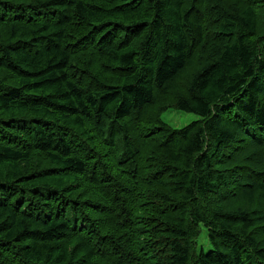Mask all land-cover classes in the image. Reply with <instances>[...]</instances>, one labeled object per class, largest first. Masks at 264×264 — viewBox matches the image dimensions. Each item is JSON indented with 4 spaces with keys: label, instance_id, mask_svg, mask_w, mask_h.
Instances as JSON below:
<instances>
[{
    "label": "trees",
    "instance_id": "16d2710c",
    "mask_svg": "<svg viewBox=\"0 0 264 264\" xmlns=\"http://www.w3.org/2000/svg\"><path fill=\"white\" fill-rule=\"evenodd\" d=\"M0 264H264V0H0Z\"/></svg>",
    "mask_w": 264,
    "mask_h": 264
},
{
    "label": "rangeland",
    "instance_id": "374dc122",
    "mask_svg": "<svg viewBox=\"0 0 264 264\" xmlns=\"http://www.w3.org/2000/svg\"><path fill=\"white\" fill-rule=\"evenodd\" d=\"M198 117L191 113H185L178 110H168L161 115V120L172 128L180 129L185 125L197 120ZM197 249L208 250L210 243L207 239L205 229L201 227V231L196 240Z\"/></svg>",
    "mask_w": 264,
    "mask_h": 264
}]
</instances>
